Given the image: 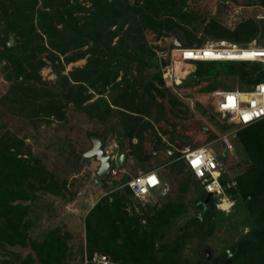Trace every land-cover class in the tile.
Returning a JSON list of instances; mask_svg holds the SVG:
<instances>
[{"label": "rangeland", "instance_id": "rangeland-1", "mask_svg": "<svg viewBox=\"0 0 264 264\" xmlns=\"http://www.w3.org/2000/svg\"><path fill=\"white\" fill-rule=\"evenodd\" d=\"M176 29L190 45L264 46V0H0V264H38L28 241L61 264H264V118L241 126L214 97L263 80V64L192 62L172 87ZM90 132L113 155L106 178L81 153ZM188 148L219 160L223 195ZM151 171L161 186L134 197L128 182Z\"/></svg>", "mask_w": 264, "mask_h": 264}, {"label": "built area", "instance_id": "built-area-1", "mask_svg": "<svg viewBox=\"0 0 264 264\" xmlns=\"http://www.w3.org/2000/svg\"><path fill=\"white\" fill-rule=\"evenodd\" d=\"M196 61L260 62L263 64L264 73V46L258 45L256 40L250 44H240L221 39L213 43H200L198 46L175 47L173 60L163 71L165 82L167 81L172 87L181 85L192 72L188 65L191 66V63ZM214 97L217 111L241 126H249L264 118V79L245 90L240 88L218 90L214 93ZM230 97L234 98V103L230 102ZM181 155L190 171L203 181L208 194L218 197L223 195L224 189L221 183L223 168L209 150L188 148L183 150ZM197 159L200 163L194 167L193 161ZM152 178H155L154 183L151 182ZM160 180V174L151 171L130 180L128 187L134 197L143 200L161 186ZM85 264H112V260L109 256L96 252L86 257Z\"/></svg>", "mask_w": 264, "mask_h": 264}, {"label": "water", "instance_id": "water-1", "mask_svg": "<svg viewBox=\"0 0 264 264\" xmlns=\"http://www.w3.org/2000/svg\"><path fill=\"white\" fill-rule=\"evenodd\" d=\"M255 1V0H253ZM174 35V47H189L191 46L189 42L187 41L184 33L176 29L173 31ZM14 37L11 36L10 40L8 42V46L12 47L14 45ZM200 45V41L196 44V46ZM90 140L92 142V148L87 151H82V155L87 158H93L96 157L100 162V168L98 170V174L101 178H106L108 173L110 172L112 168V154L107 153L105 149V140L100 138L96 133L90 132ZM124 155L121 157V163L124 161ZM208 198H210V195H208ZM211 253H208V257H210Z\"/></svg>", "mask_w": 264, "mask_h": 264}, {"label": "trees", "instance_id": "trees-1", "mask_svg": "<svg viewBox=\"0 0 264 264\" xmlns=\"http://www.w3.org/2000/svg\"><path fill=\"white\" fill-rule=\"evenodd\" d=\"M12 33L15 35L16 34V31L15 30H13L12 31ZM13 36V35H12ZM11 37V36H10ZM10 40V39H9ZM15 40V39H14ZM14 45H16V40H15V42H14ZM13 45V46H14ZM12 46V47H13ZM7 47L8 48H11L10 46H8V42H7ZM7 48V49H8ZM260 132V131H259ZM258 132V133H259ZM263 135H264V132L263 131H261V136L260 137H263ZM244 144V146H245V150H246V152H247V159L251 162V163H254V164H256V165H258L260 162L258 161V159H257V150L259 149V143L258 142H254V143H249V142H244L243 143ZM128 189H129V187H128ZM129 191H130V189H129ZM130 193H131V191H130ZM206 197H207V202H206V200L204 201V203L205 204H207V203H209V201L211 200V199H209L208 198V195H206ZM205 207H207L206 205H204ZM6 208H11V210H16L15 209V207L13 208V207H6ZM51 241V240H50ZM21 245H23V247H30L33 251H35V253L37 254V257L39 258V260H38V264H61V261H62V258H60V256H58L57 254H55L54 252L53 253H51L48 249H49V246H50V244H47L46 243V245H43L42 247H43V250L45 251V252H41V251H39L38 250V248H36V246H35V243L33 242L32 243V241H28L27 243H21ZM1 246H2V244H0V248H1ZM107 252V251H106ZM232 253H234V251L232 252ZM232 253H231V255H232ZM94 254V252L92 253H90L89 254V257L90 256H92ZM102 254H104V253H102ZM105 255H107V254H105ZM108 256V255H107ZM110 257V256H109ZM111 258V257H110ZM112 264H114V263H112ZM228 264V263H227Z\"/></svg>", "mask_w": 264, "mask_h": 264}, {"label": "snow or ice", "instance_id": "snow-or-ice-1", "mask_svg": "<svg viewBox=\"0 0 264 264\" xmlns=\"http://www.w3.org/2000/svg\"><path fill=\"white\" fill-rule=\"evenodd\" d=\"M229 100H230V102H233L234 103V98H229ZM247 118V117H246ZM199 163H200V161H199V159H197L196 161H193V166L195 167V166H198L199 165ZM151 182H155V178H152V181Z\"/></svg>", "mask_w": 264, "mask_h": 264}, {"label": "bare ground", "instance_id": "bare-ground-1", "mask_svg": "<svg viewBox=\"0 0 264 264\" xmlns=\"http://www.w3.org/2000/svg\"><path fill=\"white\" fill-rule=\"evenodd\" d=\"M188 67H190V65H188ZM191 69V68H190ZM160 178H161V176H160ZM160 181H162V178H161V180ZM228 205V203L227 202H225V206H227Z\"/></svg>", "mask_w": 264, "mask_h": 264}]
</instances>
